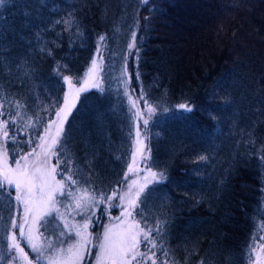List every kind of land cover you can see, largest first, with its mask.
Listing matches in <instances>:
<instances>
[{
	"label": "trees",
	"instance_id": "trees-1",
	"mask_svg": "<svg viewBox=\"0 0 264 264\" xmlns=\"http://www.w3.org/2000/svg\"><path fill=\"white\" fill-rule=\"evenodd\" d=\"M133 32L136 56L127 47ZM102 44V85L80 95L63 125L60 158L73 162L72 177L104 195L120 186L140 120L130 97L144 91L155 108L148 167L166 180L145 189L135 217L160 226L154 235L170 264H248L264 235V0H8L0 6V102L19 113L8 124L11 161L62 105L56 69L81 78ZM14 98L25 109L13 108ZM185 103L191 112L173 111ZM11 205L0 197L2 236Z\"/></svg>",
	"mask_w": 264,
	"mask_h": 264
},
{
	"label": "snow or ice",
	"instance_id": "snow-or-ice-1",
	"mask_svg": "<svg viewBox=\"0 0 264 264\" xmlns=\"http://www.w3.org/2000/svg\"><path fill=\"white\" fill-rule=\"evenodd\" d=\"M8 0H0V6L7 3ZM147 4L148 0H142ZM71 15V14H69ZM63 22L65 25L71 23L70 20H57L59 24ZM66 30H68L66 28ZM104 37H99V40L104 41ZM129 54H132L133 49H137V37L135 32L131 35V40L127 45ZM41 52L47 51L51 55V50L44 47L40 48ZM138 52V49H137ZM98 59L103 60L100 54V48H97V56L91 61V68L89 69V76L96 73L97 69L102 70L101 65L98 64ZM66 68L67 65H64ZM125 71L127 67L125 66ZM57 75L61 77L64 83L68 85L69 92L64 96L62 106L54 105L56 111L54 113L56 119L52 120L44 127V134L39 135V143H36L30 151L20 155L19 159L15 155L11 157L12 165H9V149L7 141L10 139L8 132L9 119L0 120V132H2V140L0 143V197L7 196L8 206L11 207V198H13V191L15 192L14 200L23 204L26 213L25 223L28 222V217H31L34 224H39L44 232L50 235L57 236L58 244L53 245L47 242L46 247L50 249L46 259L48 264H83L87 256H91L96 264H169V253L165 250L163 242H158L154 233L160 235L162 229L159 225L155 228L142 227L141 223L135 219V209L140 205V198L145 192L147 184L136 185V181H132L128 190L122 194L113 191L111 195H104L103 193L90 192L88 188L80 189L82 195H77L76 187L77 180L72 177V161L70 158L61 159L62 154V137L63 125L70 114V110L75 106L76 96L73 91L79 93L83 88L75 89L71 76L63 75L60 68L56 69ZM136 79H139V74H136ZM87 83V81H85ZM98 87L99 85H94ZM125 95H128L125 89ZM146 92L141 91L137 100L130 102L133 109H137L135 116L142 118V113L138 110V102H143L147 112L153 111L152 105L145 98ZM12 107L16 109H25V105L20 99L14 98L12 100ZM5 105L0 102V117L5 116L3 111ZM181 107L186 110H191L187 105ZM47 111V109H45ZM10 117L11 123L16 124L19 113ZM38 119V117H37ZM32 118H28V126L34 127L31 123ZM148 121L144 120V125ZM55 127V134H52V129ZM141 133L139 126L135 133L136 151L132 153L133 164L136 163L135 156L137 154L143 155L145 149L140 139ZM14 143H19L15 141ZM31 144V140L25 141ZM15 150H13L14 152ZM150 151V150H149ZM57 156L55 165L50 163L51 157ZM146 160L148 157L143 156ZM67 165L61 169V164ZM60 169V171H58ZM133 166L129 165L128 172H133ZM139 170L138 168L136 169ZM151 177L155 180L157 173L150 172ZM57 176L60 179H57ZM160 180L164 179V174H159ZM127 179V177H125ZM135 186V190H133ZM58 197L71 199L75 203L73 205L74 211L81 216V222L69 223L64 213L60 212L57 204L61 203ZM114 200L120 203L115 205L121 208V215L116 217L119 224L115 227L108 226L104 229L102 237H97L99 241L97 244L93 243L92 234L89 232V226L92 223V218L95 216V209L100 204H109ZM106 211V210H105ZM55 213V215H53ZM47 218V219H46ZM59 220L60 224H57ZM13 228H19L21 236L24 235V224L17 225L12 221ZM39 232V229H37ZM39 235L43 236L41 232ZM262 243L259 247H253L252 252L256 254L254 264H264V256L260 253L264 252V236L257 237ZM28 243L33 252H37L39 257H44L45 245L33 242L32 228L29 225ZM143 245V250L141 248ZM97 248L95 255L91 252V248ZM7 256L6 264H16L17 261H22L23 264H33V260L29 259L28 253L17 243L16 235L10 238V243L5 245ZM2 259V258H0Z\"/></svg>",
	"mask_w": 264,
	"mask_h": 264
},
{
	"label": "rangeland",
	"instance_id": "rangeland-1",
	"mask_svg": "<svg viewBox=\"0 0 264 264\" xmlns=\"http://www.w3.org/2000/svg\"><path fill=\"white\" fill-rule=\"evenodd\" d=\"M143 4L146 5L145 3H143ZM100 48H101L100 54L103 56V60L100 61L98 59V64H100L102 66L103 61L105 60V57H106V49H105V45H103V44L100 46ZM136 53H138V52H136L135 49H133L132 54L136 56ZM90 68H91V66L88 68L86 73L81 78H74L71 76L72 81H73L74 90L79 89V88L84 89L83 91H80L79 93H76L75 91H73V95L76 96L75 105H76L77 99L80 97V95L82 93L89 91L91 89L99 88L100 85H102L101 77H100V69H97L96 73H94L92 76H89V69ZM85 81H87V83H85ZM64 85H65V95H67L69 92L68 85L66 83H64ZM94 85H99V86L96 87ZM139 95L140 94H137V98L139 97ZM182 105H187V107L191 110L190 111L186 110L185 108L181 107ZM74 107L70 110V112L74 109ZM152 107H153V111L151 113H149L145 109L143 102L142 101L138 102V110L142 113V118H140V120L137 122V125L139 126V131L141 133L140 139L143 143V147L145 149V152L143 155L137 154L135 156V161H136L135 164H133V157H132V162L130 165L133 166V169H134L133 172L129 173L127 170L126 175H125V177H127V179H125V177H124L120 186H118L114 190L120 194H122L123 192L128 190V187H129V185H131L132 181H136V185H144L146 183L147 184L146 188H147L151 184L160 183V182H163L166 180V174H164L163 172H162L164 174L163 180H160L159 174L161 172H155V173H157V176H156V179L154 180L150 175V172H154V171L148 167L149 154H150V151H149L150 149H149V145H148L149 126H150L151 121H152V116H153V114H155V108H154V106H152ZM192 110H193V106L191 104L185 103V104H180V105L176 106L173 111H175V112H186L187 113V112H191ZM3 111H4V109H3ZM7 114L8 113L5 112V116L0 117V120L9 119V121H11L10 117ZM55 119H56V117L49 119L48 123H50L52 120H55ZM144 120L148 121L147 125H144ZM52 134L53 135L55 134V127H53V129H52ZM39 142L40 141H38L37 143H39ZM135 151H136V148H135ZM144 155H146L148 157V159L145 160L143 158ZM19 157L17 159H19ZM57 158H58L57 156H52L50 163L52 165H55ZM9 165L14 166V165H12V161L10 159H9ZM66 166L67 165L62 163L61 169H63ZM137 168L139 169L138 171L136 170ZM58 171H60V169H58ZM57 179H60V177L57 176ZM83 188H86V187H80L79 185H77V187L75 189L77 192V195L83 194L80 191V189H83ZM133 190H135V186H133ZM89 191L91 192V190H89ZM263 192H264V187H263ZM14 196H15V192L13 191V198L12 199H13L14 208H15L13 220L17 223V225L24 224V235L21 236L19 233V228L18 227L13 228L12 223H11V227L9 229L8 235L2 236L5 229H4L3 225L0 227V258H2V259H0V264H6L7 256L9 255V253L6 252L5 245L10 243V238L13 235H16L17 243L20 244V246L24 249V251L26 253H28L29 259L33 260V264H48L46 257L49 254L50 249H48L46 247V244H47V242H51L53 245L58 244L59 241L57 239V236H53V235H50L48 232H44V229L41 228L39 224H34L32 222L31 217H28V222L25 223L26 213L24 210V206H23V204L16 202L14 200ZM58 199L61 201V203L57 204V207L60 209L61 213L65 214V217L68 220V222L70 224L81 222V216L78 215L76 213V211H74V209H73V205L75 202L73 200H71L70 198L65 199L64 197H58ZM119 203L120 202L118 200H114L111 202V205L105 203V204H100L96 207L95 216H93L92 223L89 226V232L92 234L94 244H97L99 242L97 240V237H102V233L106 227H108V226L115 227L116 225L119 224V221L116 220V217L121 215V208L115 206ZM136 210H137V208L135 209V212H136ZM135 212H134V216H135ZM53 215H55V213H53ZM135 219L137 221H139L136 217H135ZM57 224H60L61 228L63 227L62 223L59 220H57ZM29 225H31V228H32L33 242L41 244V245H45L44 257H39V254L37 252H33L29 243H28ZM141 226L147 227V226L143 225L142 223H141ZM37 229H39V232L37 231ZM41 232L44 233L43 236L39 235V233H41ZM155 238H157V237H155ZM261 243L262 242L259 240V243L257 244L256 247L258 248ZM141 248L143 250V245H141ZM91 252L93 253V255H95V253L97 252V248L92 247ZM260 254L262 256H264V252H262ZM255 259H256V254L253 252V255L250 258L248 264H254ZM16 264H23V262L17 261ZM83 264H96V262L91 256H87V254H86V258L83 261Z\"/></svg>",
	"mask_w": 264,
	"mask_h": 264
}]
</instances>
